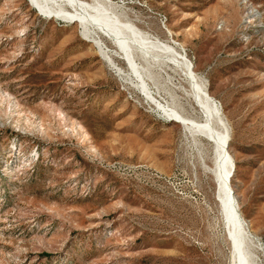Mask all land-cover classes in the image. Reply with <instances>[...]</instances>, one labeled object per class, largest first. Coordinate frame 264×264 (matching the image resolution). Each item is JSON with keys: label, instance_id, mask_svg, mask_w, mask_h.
I'll return each mask as SVG.
<instances>
[{"label": "rangeland", "instance_id": "obj_1", "mask_svg": "<svg viewBox=\"0 0 264 264\" xmlns=\"http://www.w3.org/2000/svg\"><path fill=\"white\" fill-rule=\"evenodd\" d=\"M111 1L177 44L203 79L228 126L250 252L264 264V0ZM135 88L76 23L0 0V264H233L193 147L208 142Z\"/></svg>", "mask_w": 264, "mask_h": 264}, {"label": "bare ground", "instance_id": "obj_2", "mask_svg": "<svg viewBox=\"0 0 264 264\" xmlns=\"http://www.w3.org/2000/svg\"><path fill=\"white\" fill-rule=\"evenodd\" d=\"M27 2L37 14L76 23L80 34L95 46L113 73L123 82L133 84L161 117L180 124L185 134L192 138L199 135L208 142L209 149L193 138V147L201 169L214 180L219 214L232 245V262L256 264L250 252L251 242L237 211L232 186L235 164L229 153L228 126L203 79L179 53L177 44L162 42L140 31L123 11L122 5L111 0ZM104 39L114 47L113 50L108 49ZM116 58L124 62L125 69L118 66ZM168 71L181 77L187 88L177 79L179 84H176ZM207 154L210 155V164L206 163Z\"/></svg>", "mask_w": 264, "mask_h": 264}, {"label": "built area", "instance_id": "obj_3", "mask_svg": "<svg viewBox=\"0 0 264 264\" xmlns=\"http://www.w3.org/2000/svg\"><path fill=\"white\" fill-rule=\"evenodd\" d=\"M159 20H160V22H161L163 25H165V24H166V21H167V18H166V16H164V15H159Z\"/></svg>", "mask_w": 264, "mask_h": 264}]
</instances>
